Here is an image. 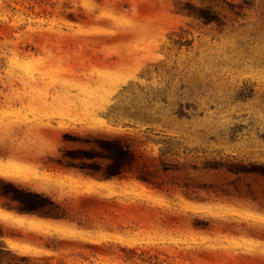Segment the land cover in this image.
Here are the masks:
<instances>
[{
  "label": "rangeland",
  "instance_id": "374dc122",
  "mask_svg": "<svg viewBox=\"0 0 264 264\" xmlns=\"http://www.w3.org/2000/svg\"><path fill=\"white\" fill-rule=\"evenodd\" d=\"M0 178L68 208L0 195L54 264H264V0H0Z\"/></svg>",
  "mask_w": 264,
  "mask_h": 264
},
{
  "label": "trees",
  "instance_id": "16d2710c",
  "mask_svg": "<svg viewBox=\"0 0 264 264\" xmlns=\"http://www.w3.org/2000/svg\"><path fill=\"white\" fill-rule=\"evenodd\" d=\"M204 16L207 22L211 20L210 16ZM103 175L101 176H110V174L105 173ZM0 180H3L7 185L0 188V195L7 198V201L3 203V206L6 208L44 218L67 219L69 217L68 208L62 202H58L46 192L33 190L22 184L8 181L3 178H0ZM59 227H62V225H59ZM5 235L6 229L3 224L0 223V264H54L50 262L51 259L55 258L54 255L36 256L29 253H23L16 248L10 247L3 240ZM103 245L104 242L97 243L89 240L84 241L73 237L60 238L59 243H47L49 248L59 250V263L56 264H68L67 258L69 257L84 259H89L91 257L90 253L76 250L75 248L77 246L100 249ZM123 248L125 251H130L134 254L137 252L136 248H127L125 246ZM128 258H132V256ZM150 258L152 259L153 255L150 256Z\"/></svg>",
  "mask_w": 264,
  "mask_h": 264
}]
</instances>
